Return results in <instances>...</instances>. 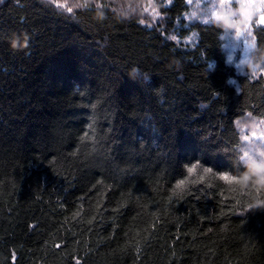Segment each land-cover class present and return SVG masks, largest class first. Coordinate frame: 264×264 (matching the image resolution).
<instances>
[{
  "label": "trees",
  "instance_id": "16d2710c",
  "mask_svg": "<svg viewBox=\"0 0 264 264\" xmlns=\"http://www.w3.org/2000/svg\"><path fill=\"white\" fill-rule=\"evenodd\" d=\"M141 1L0 0V264H264L236 125L264 124V77L229 63L222 22Z\"/></svg>",
  "mask_w": 264,
  "mask_h": 264
},
{
  "label": "rangeland",
  "instance_id": "374dc122",
  "mask_svg": "<svg viewBox=\"0 0 264 264\" xmlns=\"http://www.w3.org/2000/svg\"><path fill=\"white\" fill-rule=\"evenodd\" d=\"M56 7L71 12L79 0H46ZM130 1V0H128ZM156 1V0H155ZM154 0H143L138 7L143 15L154 22L162 19ZM188 9L183 15L186 23L194 21H220L224 25V48L228 61L237 72L251 77H264V59L259 64L252 62L254 52V25H264L260 22L264 17V0H185ZM239 30V31H237ZM182 41L190 44L194 37L189 35ZM243 144V159L258 166V175L264 179V124L261 120L246 115L237 124Z\"/></svg>",
  "mask_w": 264,
  "mask_h": 264
},
{
  "label": "snow or ice",
  "instance_id": "6c2138e0",
  "mask_svg": "<svg viewBox=\"0 0 264 264\" xmlns=\"http://www.w3.org/2000/svg\"><path fill=\"white\" fill-rule=\"evenodd\" d=\"M260 22L264 23V17H261ZM237 31H239V30H237Z\"/></svg>",
  "mask_w": 264,
  "mask_h": 264
}]
</instances>
